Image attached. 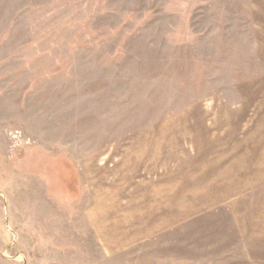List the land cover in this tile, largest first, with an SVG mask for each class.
<instances>
[{
  "label": "rangeland",
  "instance_id": "1",
  "mask_svg": "<svg viewBox=\"0 0 264 264\" xmlns=\"http://www.w3.org/2000/svg\"><path fill=\"white\" fill-rule=\"evenodd\" d=\"M0 264H264V0H0Z\"/></svg>",
  "mask_w": 264,
  "mask_h": 264
}]
</instances>
